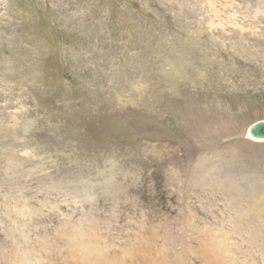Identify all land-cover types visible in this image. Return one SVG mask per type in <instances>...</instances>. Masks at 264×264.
I'll return each instance as SVG.
<instances>
[{
    "label": "rangeland",
    "instance_id": "1",
    "mask_svg": "<svg viewBox=\"0 0 264 264\" xmlns=\"http://www.w3.org/2000/svg\"><path fill=\"white\" fill-rule=\"evenodd\" d=\"M200 2L0 0V264H264V0Z\"/></svg>",
    "mask_w": 264,
    "mask_h": 264
},
{
    "label": "water",
    "instance_id": "2",
    "mask_svg": "<svg viewBox=\"0 0 264 264\" xmlns=\"http://www.w3.org/2000/svg\"><path fill=\"white\" fill-rule=\"evenodd\" d=\"M248 136L254 140L264 142V121L253 124L248 130Z\"/></svg>",
    "mask_w": 264,
    "mask_h": 264
},
{
    "label": "bare ground",
    "instance_id": "3",
    "mask_svg": "<svg viewBox=\"0 0 264 264\" xmlns=\"http://www.w3.org/2000/svg\"><path fill=\"white\" fill-rule=\"evenodd\" d=\"M201 1V0H200ZM211 1V0H210ZM210 1L209 0H202V2H200L201 3V5L200 6H203L204 7V4L205 5H207L208 7L207 8H211V7H213L214 6V3H210ZM219 1V0H218ZM218 3V2H217ZM197 4V3H196ZM216 7V6H215ZM206 9V8H205ZM222 9V8H221ZM198 10V9H197ZM210 11V10H209ZM214 11V10H213ZM212 11V12H213ZM216 12V11H215ZM249 12V11H248ZM217 13V12H216ZM211 14V13H210ZM214 14V13H213ZM237 14V13H236ZM244 14V13H243ZM247 14V13H246ZM216 15V14H215ZM234 16H235V14H234ZM216 18V17H215ZM217 19V18H216ZM212 19H210V21H211ZM216 21V20H215ZM252 21H253V19H252ZM218 22V21H217ZM240 22V21H239ZM212 23V22H211ZM214 23V22H213ZM224 23V22H223ZM250 23V22H249ZM239 24V23H238ZM255 24V23H254ZM211 25H213V24H211ZM224 25V24H223ZM226 25H229V24H226ZM214 26V25H213ZM250 26V25H249ZM244 28H246V27H244ZM244 32V31H243ZM254 140V139H253ZM255 141H257V140H255ZM16 202V201H15ZM22 213V212H21ZM22 215V214H21ZM22 220V219H21ZM91 221V220H90ZM221 234V233H220ZM218 235V234H217ZM222 235H223V233H222ZM227 236V235H226ZM229 237V236H228ZM233 237V236H232ZM220 238V237H219ZM223 239V238H222ZM225 239H226V237H225ZM234 239V238H233ZM225 241V240H224ZM230 241V240H229ZM233 241V240H232ZM227 243V242H226ZM224 244V243H223ZM230 244V243H229ZM220 245H221V243H220ZM237 245V244H236ZM231 246V245H230ZM85 247V246H84ZM91 247V246H90ZM89 247V248H90ZM101 247V246H100ZM83 248V247H82ZM219 249V248H218ZM219 251V250H218ZM93 253H94V251H92ZM224 254V253H223ZM93 259V258H92ZM91 259V260H92ZM215 264V263H214Z\"/></svg>",
    "mask_w": 264,
    "mask_h": 264
}]
</instances>
